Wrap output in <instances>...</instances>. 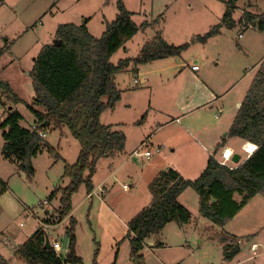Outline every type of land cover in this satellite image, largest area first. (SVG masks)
Instances as JSON below:
<instances>
[{"label":"rangeland","instance_id":"rangeland-1","mask_svg":"<svg viewBox=\"0 0 264 264\" xmlns=\"http://www.w3.org/2000/svg\"><path fill=\"white\" fill-rule=\"evenodd\" d=\"M124 2L137 24L162 16L156 28L160 25L158 29L166 41L174 45L191 44L180 56L138 65L137 71L133 65L116 75L122 98L115 109L103 112L101 121L113 130L124 131L126 148L123 153L99 159L93 177L96 187L93 197L85 201L84 186L74 196L77 252L84 264H95V257L97 264H135L130 242L125 237L128 222L151 203L150 182L171 166L180 168L188 176L184 177L192 180L202 173L201 167L204 168L208 157L202 145L209 142L217 145L227 134L255 75L254 66L264 56V31L245 27L243 23H236L233 28L223 27L221 34L207 43L192 42L194 36L205 34L222 21L226 0ZM246 11L264 14V0H238L234 19L238 22ZM117 13L116 0H0V48H6L0 58V76L23 100L13 107L23 115V127H34L33 115L28 109L34 101L30 75L34 60L44 45L54 42L58 26L86 23L90 32L100 37L106 22L113 21ZM154 34V28L138 32L111 61L117 64L121 59L136 57ZM196 61L201 68L198 73L191 70ZM251 68L255 72L247 74ZM195 74L201 75V84L205 82L219 99L192 112L195 104L210 100L199 88ZM143 77L148 82H142ZM12 103L6 96L0 99V122ZM185 109L189 114L182 121H176ZM47 140L62 159L55 161L44 149L33 159L35 174L28 177L16 163L3 157L4 138L0 128V184L7 189L0 196V254L8 260L7 264L24 263L2 242L3 236L7 235L14 244H21L37 230L39 220L44 219L55 221L47 229L49 236L51 241L61 243L62 257L67 253L65 228L69 219L61 222L57 219L61 193L51 201L48 199L57 186L68 184V179L61 181L65 164L77 160L81 146L70 134L62 137L59 130L52 128ZM142 140L148 145L141 154L132 155ZM228 140L235 150H240L242 160L248 158L245 145L240 148V138L228 137ZM226 148L225 145L217 154L219 161ZM248 149L253 151L254 146L248 145ZM146 150L151 152L150 157L142 154ZM230 165L237 164L230 161ZM151 173L156 175L150 179ZM129 176L135 178L134 183L129 181ZM235 198L241 200L242 196L236 194ZM179 199L192 214L190 222L185 225L171 222L150 240L163 242L164 249L159 254L164 264H224L223 247L214 239L222 231L241 238L240 253L226 264H264V198L261 195L250 199L223 228L200 214L199 195L192 188H187ZM142 254L146 264H162L151 250Z\"/></svg>","mask_w":264,"mask_h":264},{"label":"trees","instance_id":"trees-1","mask_svg":"<svg viewBox=\"0 0 264 264\" xmlns=\"http://www.w3.org/2000/svg\"><path fill=\"white\" fill-rule=\"evenodd\" d=\"M237 2L226 0L222 21L205 34L194 36L192 42L207 43L212 37L221 34L223 27L236 26L233 13ZM116 7V18L106 22L100 37L94 36L86 23H64L57 28V42L42 47L30 72L34 101L28 105V109L35 118V128L21 125L23 115L13 105L23 100L10 83L0 76V99L6 96L13 102L0 122L4 138L2 155L5 159L16 163L28 177L35 174L33 159L44 149L55 161L61 160L57 149L40 136L41 131L46 132L50 128L61 132L68 130L81 146L77 160L73 164H65L62 178H67L68 184L57 186L48 199L51 201L61 193L57 219L58 222L69 219L65 228L68 238L66 256L62 257L53 247H46L47 239L51 243V238L42 226L21 244H14L7 235H2L1 241L24 264H84L77 252L78 220L72 214L73 197L83 186L87 194L94 190L93 177L99 159L123 153L126 148L127 136L124 131L113 130L101 121L103 112L108 108L115 109L122 98V91L115 81L116 75L133 65L137 67L180 56L190 47V42L170 44L158 31L145 42L136 57L121 59L114 64L111 58L115 53L138 32L149 27L156 29L158 19L162 18L160 16L151 22L137 24L124 0H116ZM241 22L256 24L264 31V14L246 11ZM5 53L6 48H0V58ZM46 122L49 125L46 126ZM228 137H238L257 146L246 160L234 168L221 164L217 158L219 151L227 144ZM0 187L1 196L7 189L2 184ZM187 188H192L199 195L200 214L222 228L250 199L257 195L264 198V61L242 100L228 134L215 146L203 172L192 180L171 166L160 171L150 182L151 203L128 222L125 237L130 242L131 259L135 264H146L143 249L169 223L184 225L190 222L192 214L179 199ZM236 194L242 199L237 200ZM43 222L55 224L52 219H44ZM214 236L223 247L224 264L231 262L241 251L240 236L227 231ZM154 246L161 247L163 244L158 242ZM7 263L8 260L0 254V264ZM94 263L97 264L96 257Z\"/></svg>","mask_w":264,"mask_h":264},{"label":"crops","instance_id":"crops-1","mask_svg":"<svg viewBox=\"0 0 264 264\" xmlns=\"http://www.w3.org/2000/svg\"><path fill=\"white\" fill-rule=\"evenodd\" d=\"M249 11V10H248ZM252 13H254V14H258V13H255V12H252ZM244 15V14H243ZM242 15V16H243ZM234 18V17H233ZM241 19H242V17H240V19H239V21L237 22V20L236 19H234L235 21H236V23H237V25L238 24H240V23H242L241 22ZM145 21H148V20H145ZM144 22V21H143ZM148 22H150V21H148ZM243 25L245 26V27H248V28H254V29H259V27L256 25V24H246V23H243ZM88 26V25H87ZM160 27V25L156 28V29H154V33L156 34L158 31L160 32L161 31V29H158ZM149 28H151V27H149ZM88 29H89V27H88ZM153 29V28H152ZM260 30V29H259ZM89 31H90V29H89ZM141 32V31H140ZM142 32H144V31H142ZM155 34L152 36V38L155 36ZM240 37H242V34H239V38ZM151 38V39H152ZM148 41V40H147ZM168 42V41H167ZM126 51H129L127 48H126ZM128 58H133V57H128ZM263 61H264V56L260 59V61L254 66L255 68H256V70H255V68H251L250 70H249V72H247V74L248 73H250V72H252V70L254 71H258L259 70V68L261 67V64L263 63ZM195 64H197V61L195 62ZM131 68V67H130ZM137 67H135V70L137 71V69H136ZM191 70L193 71V72H195V73H198L200 70H201V68H200V66H199V69L198 70H193L192 69V66H191ZM254 71V72H255ZM256 72H255V74H256ZM196 76H197V80H198V82H199V88H202L203 90V92L204 93H206V95L208 96V98L210 99L208 102H200V103H198V104H195V106L193 107V110H191L192 112L193 111H195L196 109H201V108H206L207 107V105H210L211 103H213L214 101H216V100H218L219 99V96H217L216 95V93L215 92H213L210 88H209V86H206V84H205V82H203L202 81V84H201V75H199V74H195ZM254 75V74H253ZM255 76V75H254ZM254 76H253V78H254ZM253 80V79H252ZM141 81L142 82H148V78H146V77H143V78H141ZM216 95V96H215ZM215 97V98H214ZM191 100V99H190ZM189 100V101H190ZM241 103H242V101L240 102V105H241ZM240 105H239V107H240ZM15 105H13V107H14ZM239 109V108H238ZM189 112L190 111H187V109H185V111H183V114L181 115V116H179V117H177V118H175V120L176 121H182V119H184V118H186V115H188L189 114ZM36 124V122H35V118L33 117V124H32V126L33 125H35ZM30 129H33L32 127L30 128ZM60 132V134L62 135V137L64 136V137H68V135H69V133H67V131H63V132H61V131H59ZM227 134H228V132H227ZM226 134V135H227ZM48 135H49V130H47L46 131V137H45V139L47 140L48 139ZM225 135V136H226ZM147 139H149L148 140V143H150V145H152V141H151V139L148 137ZM228 140V139H227ZM48 141V140H47ZM145 140H142V141H140V144L139 145H141L143 142H144ZM220 142V141H219ZM218 142V143H219ZM217 143V144H218ZM245 145V146H244ZM248 145H252V146H254V149H253V151H249V149H248ZM215 146H216V144H212L211 142H209L206 146L205 145H202V148H203V151L206 149V152H205V155L208 153V157H207V160H206V164H205V166H204V168L203 167H201L202 168V172H203V170L205 169V167H206V165H207V161H208V158H209V155L212 153V151L214 150V148H215ZM226 146H227V148L225 149V151L227 150V149H230L232 152H238V153H240L239 151L240 150H235L234 149V147L233 146H231L230 145V143H229V140L227 141V144H226ZM243 146H244V148H245V151L248 153V157H249V155L250 154H252L254 151H255V149L257 148V146H255V145H253V144H251V143H249V142H245V141H243V140H241V143H240V148H243ZM138 147V146H137ZM140 147V146H139ZM239 148V149H240ZM137 149V148H136ZM136 149H135V151H136ZM213 149V150H212ZM208 150H210V151H208ZM134 151V152H135ZM157 151H160V149L158 148L157 149ZM134 152L132 153V155L134 154ZM131 155V156H132ZM242 154H241V160H242ZM105 158H107V157H105ZM247 159V158H246ZM246 159H243L241 162H243L244 160H246ZM176 169L183 175V176H185V177H188V176H186V174L180 169V168H177L176 167ZM111 174H113V173H111ZM156 174H152L151 173V177H150V179L151 178H153L154 176H155ZM63 177V176H62ZM65 179H67V178H62V180L61 181H65ZM129 181L132 183H134L135 182V178H133V177H131V176H129ZM95 184V183H94ZM96 187H95V185H94V190L90 193V195L89 194H87V195H85V197H84V199H85V201L87 200V198L89 197V198H91V197H93L94 196V193H95V191H96V189H95ZM7 191V190H6ZM183 194V193H182ZM181 194V195H182ZM77 195V194H76ZM2 196V195H1ZM73 199H74V197H73ZM74 210V209H73ZM72 214H73V211H72ZM235 218V217H234ZM185 225V224H184ZM227 225V224H226ZM52 226V225H51ZM167 227V226H166ZM165 227V228H166ZM164 228V229H165ZM231 233V232H230ZM27 240V239H26ZM77 240H78V237H77ZM67 242H68V240H67ZM159 242H161L162 244H163V242L161 241V240H159ZM155 245V240L151 243V242H148L147 243V245L145 246V248L143 249V252L144 251H146L147 249L148 250H151V252L153 253V255H155L156 256V258L158 257V259H159V261L162 263V264H164V262H163V259H162V257L160 256V254H159V252L161 251V250H163L164 249V245L163 246H161V247H155L154 246ZM145 256V255H144Z\"/></svg>","mask_w":264,"mask_h":264},{"label":"built area","instance_id":"built-area-1","mask_svg":"<svg viewBox=\"0 0 264 264\" xmlns=\"http://www.w3.org/2000/svg\"><path fill=\"white\" fill-rule=\"evenodd\" d=\"M192 69L193 70H198L199 69V65L198 64H194V65H192ZM137 80H135L136 82L138 81V78H136ZM36 127V124L34 125V127L33 128H35ZM40 136L41 137H43V138H45L46 137V132H44V131H41L40 132ZM148 145V143H146V142H144V143H142L141 145H140V147L134 152V154H141V151L146 147ZM142 154L143 155H145V156H147V157H150L151 156V152L149 151V150H146L145 152H142ZM232 156H233V153L229 156V157H227V155H226V153L225 152H223L222 153V161H220V163L221 164H223V165H226V166H229V167H231V168H234V167H232L231 165H230V163H228V161H231V159H232ZM128 186L125 184L124 185V188H127ZM42 203V202H41ZM45 203H47V202H45ZM39 223H40V226H42L45 230H46V232H48V227H51V225L50 224H47V223H45V222H43V221H40L39 220ZM51 245H52V247L56 250V252L57 253H59L60 254V252H61V250H62V245H61V243L60 242H58V241H54V240H52L51 241ZM67 244H68V242H67Z\"/></svg>","mask_w":264,"mask_h":264},{"label":"water","instance_id":"water-1","mask_svg":"<svg viewBox=\"0 0 264 264\" xmlns=\"http://www.w3.org/2000/svg\"><path fill=\"white\" fill-rule=\"evenodd\" d=\"M56 42H57V40L55 39L53 43H56ZM45 125L47 126V125H49V123L46 122ZM249 156H250V155H249ZM231 160H232L233 163H235V164H237V165L241 164V163H242V162H241V154L238 153V152H235V153L233 154ZM46 247H47V248H51V247H52V245H51L49 239H47V241H46Z\"/></svg>","mask_w":264,"mask_h":264},{"label":"bare ground","instance_id":"bare-ground-1","mask_svg":"<svg viewBox=\"0 0 264 264\" xmlns=\"http://www.w3.org/2000/svg\"><path fill=\"white\" fill-rule=\"evenodd\" d=\"M225 153H226L227 157H229L233 152L230 149H227L225 151Z\"/></svg>","mask_w":264,"mask_h":264},{"label":"clouds","instance_id":"clouds-1","mask_svg":"<svg viewBox=\"0 0 264 264\" xmlns=\"http://www.w3.org/2000/svg\"><path fill=\"white\" fill-rule=\"evenodd\" d=\"M224 152V151H223ZM233 154H234V152H233ZM251 155V154H250ZM232 161V160H231ZM228 163H230V161H228Z\"/></svg>","mask_w":264,"mask_h":264}]
</instances>
